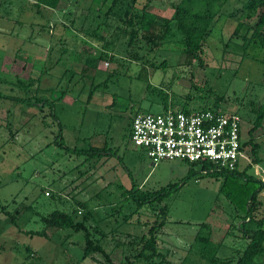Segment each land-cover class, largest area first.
Segmentation results:
<instances>
[{"label":"rangeland","instance_id":"rangeland-1","mask_svg":"<svg viewBox=\"0 0 264 264\" xmlns=\"http://www.w3.org/2000/svg\"><path fill=\"white\" fill-rule=\"evenodd\" d=\"M34 1L0 0V94L11 97H0V264H104L100 253L83 257L82 230L48 224L53 211L75 221L87 215L91 238L117 264L126 256L132 264H156L161 257L132 256L142 248L139 238L158 223L166 264H235L248 238L239 229L242 210L222 190L224 177L184 161L154 165L132 145L130 130L137 112L194 111L222 98L217 108L237 112L244 139L258 145V160L247 167L253 158L247 143L237 169L254 178L249 192L262 184L247 226L255 229L261 219L264 228V120L252 130L264 105V49L243 40L256 19L247 0L215 6L202 64L183 51L170 21L179 0H119L108 15L112 0H60L55 9H38ZM144 4L155 15L154 28L127 46L124 9ZM94 27L103 41L85 34ZM102 42L112 44V57L85 65L83 45ZM38 97L54 104L13 99ZM60 129L69 148L100 153L66 150L58 144ZM228 182L232 189L245 180L230 175ZM142 194L154 198L139 202ZM198 234L208 239L198 243Z\"/></svg>","mask_w":264,"mask_h":264},{"label":"trees","instance_id":"trees-1","mask_svg":"<svg viewBox=\"0 0 264 264\" xmlns=\"http://www.w3.org/2000/svg\"><path fill=\"white\" fill-rule=\"evenodd\" d=\"M60 0H35L33 5L36 8H49L55 9L58 5ZM119 0H112L110 6H108L107 11L105 12L108 15L113 9V5L118 2ZM228 0H179L177 3L173 5V13L171 15L170 21L173 22V26L175 30L180 34L181 39L180 43L182 46L183 51L190 54L199 64H202V55L204 53L203 46L205 44V40L208 34V31L212 25L214 17L216 15V8L215 6L221 5ZM148 4H144L141 8L126 7L124 9V16L127 17L123 19V25L125 24L126 28L128 29L129 33V40L127 42V46L133 45L134 39L138 36L140 31H151L154 28V19L155 15L147 10ZM247 9L252 10L256 14V19L251 26V35L249 38L243 37V40L247 42V45L251 48L257 46L259 49H264V0H247L245 3ZM122 20V18H121ZM242 23H238L234 32L237 33ZM169 24L166 25L164 32H167L169 29ZM123 31H125L124 28ZM86 35L91 36L97 41H103L104 36L97 32V27H94L92 31H86ZM154 42V41H153ZM83 47L86 49L84 50L86 53V58L84 60V64H91L94 63L97 59H102L104 57H112L109 51H112V44L109 42L101 43L100 46H93L88 44H84ZM256 47V48H257ZM257 48V49H258ZM94 53L97 55L95 56ZM93 57H92V56ZM92 57V58H91ZM0 97L4 98H11L10 96L0 94ZM15 100L26 102L27 104L33 103H50L54 104V100L44 99V98H36L35 101H31L29 98L27 99H20V98H13ZM222 98H218L216 102L213 103L211 109L217 108L221 103ZM209 108V109H210ZM200 109H208L207 107L200 108ZM198 110V109H197ZM184 112H190L185 111ZM138 113V112H137ZM136 113V114H137ZM135 114V115H136ZM264 120V105H261L259 109L256 111L255 119L253 121L252 130L259 128ZM250 133V130L248 131ZM59 145L63 146L66 150H70L76 154H90L93 156L94 154L100 153V148L98 147H90L89 150L83 149H71L67 145H65L63 138L61 136V129L58 132ZM249 144L252 151V162H256L258 159L256 157V149L257 143L252 142L251 140H247L244 142V145ZM89 155V156H90ZM190 166L196 165L197 163H188L185 162ZM252 164H248L247 167H250ZM205 170V172H203ZM201 173L205 175H213L215 177L222 176L224 177V182L222 185V190H226V195L230 198L235 207H239L242 212V222L239 225L240 231H242V235L248 238V243L243 251H239L237 254V258L235 264H255V259L258 257H264V228H262L261 219L257 220V225L255 229L248 228L247 223L251 222L254 218V211L257 208V204L255 202L256 194L261 189L262 184L259 189L249 192L248 191V183L253 181V177H249L246 175L245 170L239 171L238 169L228 171V170H221L215 171L210 170L208 165L200 166ZM236 176L239 178H243L245 180L244 183L239 184L232 189H227L229 184V176ZM135 189L132 188L131 191ZM47 193V192H46ZM247 193V194H246ZM48 194V193H47ZM166 194V193H165ZM164 194V195H165ZM245 197V198H244ZM136 200L139 202H147L154 198V196H150L149 194H142L140 196H136ZM86 213L87 211L86 203L77 201L76 202ZM79 208V207H77ZM85 218L83 221H75L71 215L61 211H53L49 220L48 224L50 226H57V227H68L72 228L75 231L82 230L84 232V251L83 257L90 256L94 253H100L103 258L104 264H117L115 263L110 256L106 253L104 248L93 241L91 238V232L89 231L87 225L84 223V220L87 218V215L84 216ZM162 223L153 224L151 225L148 230L147 234H143L139 240L142 243V248L138 251L137 254L133 255V259H143L146 261L155 262L156 257H161L156 264H166L163 256L158 250L157 247V231L158 227H161ZM33 234H41L38 231L31 232ZM208 238L206 236L197 235L195 237V241L198 243H204ZM212 256L215 258L214 252ZM166 259V258H165ZM214 262V259H211ZM232 259H230L231 261ZM233 261V260H232ZM231 261V262H232ZM226 262H228L226 260ZM121 264H132V260L130 257L126 256L125 261Z\"/></svg>","mask_w":264,"mask_h":264},{"label":"built area","instance_id":"built-area-1","mask_svg":"<svg viewBox=\"0 0 264 264\" xmlns=\"http://www.w3.org/2000/svg\"><path fill=\"white\" fill-rule=\"evenodd\" d=\"M243 123L237 112L220 108L138 112L131 122L130 142L154 165L177 160L232 171L245 146Z\"/></svg>","mask_w":264,"mask_h":264},{"label":"crops","instance_id":"crops-1","mask_svg":"<svg viewBox=\"0 0 264 264\" xmlns=\"http://www.w3.org/2000/svg\"><path fill=\"white\" fill-rule=\"evenodd\" d=\"M109 53H111V51H109ZM85 58H86V55H85V57H84V60H85ZM84 60H83V62H84ZM62 138H63V137H62ZM60 193L63 194V191H61ZM67 196L70 197V198H72L71 193H70L69 195H67Z\"/></svg>","mask_w":264,"mask_h":264}]
</instances>
